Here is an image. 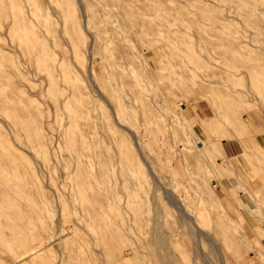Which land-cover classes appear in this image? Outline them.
I'll return each instance as SVG.
<instances>
[{"label":"rangeland","instance_id":"1","mask_svg":"<svg viewBox=\"0 0 264 264\" xmlns=\"http://www.w3.org/2000/svg\"><path fill=\"white\" fill-rule=\"evenodd\" d=\"M80 1L0 0V264L40 237L43 253L16 264H264V12L247 21L232 0H89V21ZM212 14L227 19L210 35ZM73 138L90 152L81 174ZM230 138L234 156L222 151ZM121 171L144 183L135 196ZM166 191L207 236L178 235L174 257L162 234L195 227L181 226Z\"/></svg>","mask_w":264,"mask_h":264},{"label":"bare ground","instance_id":"2","mask_svg":"<svg viewBox=\"0 0 264 264\" xmlns=\"http://www.w3.org/2000/svg\"><path fill=\"white\" fill-rule=\"evenodd\" d=\"M52 1V0H51ZM208 1H210V2H212V3H214V1L215 0H208ZM233 1V3H235V13H236V15L240 18V19H242V20H252V18L253 17H256V16H258V15H260V14H262V12H264V9H262L260 6H259V4H258V2H257V0H232ZM24 2V1H23ZM37 2V1H36ZM43 2V1H42ZM76 2H77V0H76ZM81 2V8H82V11L84 12V14L85 15H87V17L89 18V21H96V18H95V13H93L92 11H91V9H90V3H89V0H81L80 1ZM79 2V3H80ZM109 2V1H108ZM78 3V2H77ZM116 3V2H115ZM37 5H39V7H42V4L41 3H39V2H37ZM78 5V4H77ZM48 6V5H47ZM119 6V5H118ZM80 7V6H79ZM97 7V6H96ZM204 7V5H203V3H202V1H200V4H199V9L201 10L202 8ZM44 8V7H43ZM79 9V8H78ZM98 9V8H97ZM71 10V9H70ZM15 11V10H14ZM27 11V10H26ZM25 11V12H26ZM38 11H40V10H38ZM80 11V10H79ZM101 11H102V14H108L109 13V10L107 9V8H103V7H101ZM81 13V12H80ZM23 15V14H22ZM114 15V14H113ZM112 15V16H113ZM213 15V14H212ZM210 16L209 18H210V20H212V26L210 27V30H209V34L210 35H212L213 34V31H214V28L215 27H217V26H221V25H224L225 23H224V21L227 19V17H225L224 15H221V16H218V15H213V16ZM20 16V15H19ZM40 16V15H39ZM41 16H43L42 14H41ZM115 16V15H114ZM201 17H202V15H200ZM49 17V16H48ZM39 18V17H38ZM84 18V17H83ZM203 18V17H202ZM7 20V19H6ZM23 20V19H22ZM84 21V20H83ZM200 21H202V19L200 20ZM2 22V21H1ZM202 28V26L201 25H199V29H201ZM6 29V28H5ZM82 29H83V27H82ZM99 29V28H98ZM97 29V30H98ZM31 30V29H30ZM2 32V31H1ZM20 32V31H19ZM100 32V29L98 30V31H96V33H94V34H91L90 36L91 37H93L92 38V51L93 52H96V50L98 49V36H99V33ZM89 36V35H88ZM89 36V37H90ZM90 39V38H89ZM199 39L202 41V40H204L205 38L203 37V35L201 34V31H199ZM10 45V44H9ZM13 45V44H12ZM60 45V44H59ZM50 46V45H49ZM88 47V46H87ZM104 47V46H103ZM119 47V46H118ZM1 48V47H0ZM3 48V47H2ZM60 49V48H59ZM58 49V50H59ZM8 50V49H7ZM57 50V51H58ZM64 50V49H63ZM66 51V50H65ZM86 51V50H85ZM9 52V51H8ZM62 52V51H61ZM3 54V53H2ZM64 54V53H63ZM65 54H66V52H65ZM60 55H61V53H60ZM121 55V54H120ZM68 56V55H67ZM70 56H71V54H70ZM8 57V56H7ZM11 57V56H10ZM66 57V56H65ZM60 58V57H59ZM69 58V57H68ZM24 59V58H23ZM64 59V58H63ZM110 61V60H109ZM127 61V60H126ZM92 63H93V61H92ZM86 67V66H85ZM185 68V67H184ZM87 69V68H86ZM75 70V69H74ZM81 70V69H80ZM21 71V70H20ZM84 71H87V70H84ZM94 71V70H93ZM35 73H36V71H35ZM23 74V73H22ZM71 74V73H70ZM96 74V73H95ZM40 75V74H39ZM25 77V76H24ZM28 77V76H27ZM42 77V76H41ZM90 80V79H89ZM96 80L97 81H99L100 82V85H101V83L102 82H104V76L103 75H99L98 77H96ZM22 81V80H21ZM16 83V82H15ZM45 85V84H44ZM44 88V87H43ZM133 90V89H132ZM7 91V90H6ZM31 91V90H30ZM15 93V92H14ZM25 93V92H24ZM17 94V93H16ZM8 95V94H7ZM74 95V90H72L70 93H69V95L68 96H73ZM21 96H23V95H21ZM26 96V95H25ZM106 96V95H105ZM108 96H111V93H109L108 94ZM2 97V96H1ZM10 97H14V96H10ZM29 96H27V98H28ZM56 97V96H55ZM104 97V96H103ZM3 98V97H2ZM79 98V97H78ZM106 98V97H105ZM7 99H9V98H7ZM14 99V98H13ZM12 99V100H13ZM22 99V98H21ZM55 99V98H54ZM59 99V98H58ZM108 98H106L105 100H107ZM110 99V98H109ZM2 101L0 102L1 104H2V102H4L3 101V99H1ZM11 100V99H10ZM24 101V100H23ZM31 101H32V99H31ZM35 101V100H34ZM58 101V100H57ZM108 101V100H107ZM111 101V100H110ZM15 102H16V99H15ZM106 102V101H105ZM24 103V102H23ZM27 104H28V102H26ZM58 103H59V101H58ZM108 103V102H107ZM0 104V105H1ZM14 104V103H13ZM26 104V105H27ZM5 105V104H4ZM15 105H17V104H15ZM109 105V104H108ZM18 107H20V105H17ZM17 106H15V107H17ZM1 107V106H0ZM13 107V106H12ZM31 107V106H30ZM29 107V108H30ZM101 107V106H100ZM3 108H4V106H3ZM2 109V108H1ZM20 109H22V108H20ZM20 109H18V110H20ZM28 109V108H27ZM110 109V108H109ZM23 110V109H22ZM30 110V109H29ZM33 110V112H34V109H32ZM57 110H58V108H57ZM16 111H17V109H16ZM76 111H77V114H79L80 115V113H81V110H79V108H77L76 109ZM23 112V111H22ZM22 112L20 111V113L22 114ZM29 112V111H28ZM113 113H114V115H113ZM113 113H111L113 116H114V118H113V120H115L114 122H116V119L115 118H117V115H118V113H117V109H115L114 108V112ZM15 114H17V112L15 113ZM19 114V113H18ZM34 114V113H33ZM233 114V113H232ZM20 115V114H19ZM34 116V115H33ZM32 116V117H33ZM36 116V115H35ZM19 117H22V116H19ZM37 117V116H36ZM142 117L144 118L145 116H144V113L142 112ZM141 117V118H142ZM25 118V117H24ZM110 118V117H109ZM119 118V117H118ZM142 118V119H143ZM21 119V118H20ZM27 119V118H26ZM31 119V118H30ZM38 119V118H37ZM147 119V118H146ZM76 120V119H75ZM74 120V121H75ZM39 121V120H38ZM83 121V120H82ZM142 121H145V118L142 120ZM20 122V121H19ZM80 122H81V120H80ZM146 122V121H145ZM4 123V122H3ZM87 123V122H86ZM118 123V122H117ZM21 124V123H20ZM37 124H40V123H37ZM37 124H36V126H37ZM42 124V123H41ZM80 124V123H79ZM108 124V123H107ZM23 124H21V126H22ZM6 126V125H5ZM20 126V127H21ZM88 127V126H87ZM105 127V126H104ZM121 127V126H120ZM124 127H125V125H124ZM23 128V127H22ZM126 128H128V127H126ZM25 129V128H24ZM38 129H40V126H39V128ZM82 129V128H81ZM80 129V130H81ZM129 129V128H128ZM19 130V129H18ZM133 132V131H132ZM131 131H129L128 133H132ZM84 133V132H83ZM133 134V133H132ZM55 135V134H54ZM108 135V134H107ZM131 135V134H130ZM64 137V136H63ZM38 140H40V135L38 136V137H36ZM135 138V137H134ZM12 139V138H11ZM36 139V140H37ZM46 139V138H45ZM120 139V138H119ZM29 140V139H28ZM117 140V138H115L114 136H112L111 137V142L112 141H116ZM153 140V139H152ZM76 139H74L73 138V142H74V147H73V151L75 152V154L77 155L76 156V162H77V167H76V171H78V173H83V172H85V169H86V171H88L87 170V168H85V167H83L82 165H81V162H82V159L81 158H79L80 157V155L82 154V151H83V149H85L87 152H85V155L86 156H90V152L88 151V149H87V146H84V145H82V144H76ZM117 141H119V140H117ZM190 141V140H189ZM166 142V141H165ZM27 143V142H26ZM41 143V142H40ZM135 143V142H134ZM16 144V143H15ZM35 144H36V141H35ZM17 145V144H16ZM29 145V144H28ZM31 146V145H30ZM165 147V146H164ZM46 149V148H45ZM170 150V149H169ZM26 151V150H25ZM37 151V150H36ZM28 152V151H27ZM29 152H30V149H29ZM169 152V151H168ZM29 154V153H28ZM84 154V153H83ZM33 156V155H32ZM48 158H50V157H48ZM87 158V157H86ZM81 159V160H80ZM51 160V159H50ZM23 161V160H22ZM114 161H115V159H114V157L112 156V157H108L104 162H103V166H104V169H105V172H107V170L108 169H111V167H112V165H114ZM75 162V163H76ZM72 163V162H71ZM159 163V162H158ZM149 165V164H148ZM148 165H147V167H148ZM86 166V165H85ZM91 166V165H90ZM111 166V167H110ZM226 167L225 168H227V167H231V164L230 163H227L226 165H225ZM162 167V166H161ZM7 168V167H6ZM128 169H131V167H127ZM151 168V166L149 167V169ZM8 169V168H7ZM90 169V168H89ZM150 172H151V176L154 178V179H157V177L155 176V174L153 173V171L150 169ZM222 172V171H221ZM15 175V174H14ZM4 177V176H3ZM107 177H108V175H107ZM5 178V177H4ZM108 179V178H107ZM115 180H117V178H114ZM118 179L121 181V183H122V185L123 186H125L128 190H127V194H128V196H135L137 193H138V189H141L142 188V185H144V183L141 181V180H139V178L137 177V178H134L135 180H133V181H131V180H129V177L127 176V174H125L123 171H121L120 172V178L118 177ZM83 182V181H82ZM156 182V181H155ZM159 182V181H158ZM160 183V182H159ZM82 184V183H81ZM94 184V182L92 183V185ZM160 185V184H159ZM69 186V185H68ZM84 186H85V184H84ZM51 188V187H50ZM51 190H53V189H51ZM95 191H97V190H95ZM167 192V191H166ZM167 195H169V198H167V201H169L173 206H175V207H177L181 212H182V214H180L179 212V216H178V218H179V222L180 223H184V222H190V224L191 225H193L194 227H195V232L190 228V226H187L186 227V229L184 230V229H180V225H177V226H175L174 228H172V229H170L168 232H164L163 234H162V237L164 236V238H166V240H167V246H166V249L167 250H170V255H168L169 257L170 256H176L177 255V252L175 251V249H176V247L178 246V235H180V234H193L194 233V235L197 237H194V238H196V239H198V237L199 236H201V235H203V230L201 231L200 229H199V226L197 225V223H195V220H194V218H193V216L191 215V214H189V213H187L186 211H183V209L181 208V205L179 204V200L177 201L176 200V197H175V195H173V194H171L169 191L167 192ZM90 199V198H89ZM168 202V203H169ZM190 206V205H189ZM95 208H97V207H95ZM174 208V207H173ZM196 208V207H195ZM89 209V208H88ZM91 210V209H90ZM89 210V211H90ZM151 210V209H150ZM88 211V210H87ZM92 211V210H91ZM196 211V210H195ZM71 212V211H70ZM90 213V212H89ZM156 213L157 214H159V212L158 211H156ZM195 213V212H194ZM204 213H206L207 214V212H205V209L204 208H201V207H199L198 209H197V216H196V218H202V219H205L206 218V215L204 214ZM91 214V213H90ZM176 215V214H175ZM90 217V216H89ZM88 217V218H89ZM92 217V216H91ZM177 217V216H176ZM1 218V217H0ZM94 218V217H93ZM1 220V219H0ZM93 220V219H92ZM97 220V219H96ZM176 220V219H175ZM178 221V220H177ZM69 222V221H68ZM100 222V221H99ZM2 223H3V221H2ZM71 224V223H70ZM216 224H220V223H216ZM65 225V224H64ZM181 226L182 227H185L186 225H185V223L182 225L181 224ZM222 226V225H221ZM220 226V228L221 229H223L224 227H221ZM216 228V227H215ZM213 229V228H212ZM56 231V230H55ZM216 231V230H215ZM70 232H72V231H70ZM12 233V232H11ZM205 233V232H204ZM211 234V233H210ZM220 234V233H219ZM114 235V234H113ZM208 235H209V233H208ZM212 235H213V233H212ZM107 236V235H106ZM205 235H203V237H204ZM192 237V236H191ZM215 237V236H214ZM213 237V238H214ZM220 237V236H219ZM80 238V237H79ZM78 238V239H79ZM204 238H207V236H205ZM203 238V239H204ZM210 238V237H209ZM208 238V239H209ZM55 239V238H54ZM192 239V238H191ZM195 239V240H196ZM211 239V238H210ZM199 240V239H198ZM198 240H196V241H198ZM204 240H206V239H204ZM214 240L216 241V239L214 238ZM213 240V241H214ZM219 240V239H218ZM44 241H47V239L45 240V238L42 240L41 239V237L39 238V240L38 239H35V240H32V242L29 244L28 242H26V241H24L23 243H22V245H21V248L20 249H18V250H16V252H12V253H10L11 255H12V261H14V264H16V263H19L22 259H23V257H26V256H28L29 258L31 257V258H33V257H36V256H38V255H40V254H42L43 253V251L45 250V247H46V245H45V243L46 242H44ZM195 241V242H196ZM233 241V240H232ZM194 242V239L192 240V242L191 243H193ZM206 242H207V240H206ZM188 243V242H187ZM214 244H212V245H215V242H213ZM218 243V242H217ZM216 243V244H217ZM221 243V242H220ZM194 245H196L195 243H193ZM193 244H192V248H193ZM198 244H199V242H198ZM208 244H211V243H208ZM234 244V243H233ZM73 246V245H72ZM77 246V245H76ZM189 246V245H188ZM197 246V245H196ZM218 246V245H217ZM78 247V246H77ZM223 247V246H222ZM197 249H198V247H196ZM211 248H212V246H211ZM224 249V248H223ZM69 250V249H68ZM261 250V249H260ZM73 251V250H72ZM191 251H193V249H191ZM196 251V250H195ZM199 251H201L200 250V247H199ZM212 251V250H211ZM71 253V250H70V252H68V254H70ZM74 253V252H73ZM197 253V252H196ZM199 253V252H198ZM203 253V251H201V254ZM200 254V253H199ZM259 255H260V258H264V253H261V252H259L258 253ZM203 256L205 255V254H202ZM69 256V255H68ZM72 256V255H71ZM74 256V255H73ZM167 256V257H168ZM194 256H195V252H194ZM201 256V255H200ZM206 256V255H205ZM66 257H67V255H66ZM209 257V256H208ZM207 256L205 257V258H208ZM10 258H11V256H10ZM59 258V257H58ZM204 257H200V259H203ZM124 259L125 258H123V259H117V264H122L123 262H124ZM195 259V258H194ZM209 259H211V258H209ZM208 259V260H209ZM206 260V259H205ZM205 260H203V261H205ZM123 261V262H122ZM209 261H211V260H209ZM208 261V262H209ZM206 262V261H205ZM208 262H206V264L208 263ZM169 263V262H168ZM11 264V263H10ZM13 264V263H12ZM74 264V263H73ZM209 264V263H208ZM210 264H212V263H210Z\"/></svg>","mask_w":264,"mask_h":264},{"label":"crops","instance_id":"3","mask_svg":"<svg viewBox=\"0 0 264 264\" xmlns=\"http://www.w3.org/2000/svg\"><path fill=\"white\" fill-rule=\"evenodd\" d=\"M240 144L235 139H225L222 143V151L226 156H234L240 151Z\"/></svg>","mask_w":264,"mask_h":264}]
</instances>
